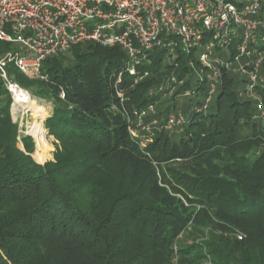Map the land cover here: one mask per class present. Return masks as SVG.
Listing matches in <instances>:
<instances>
[{
  "label": "trees",
  "instance_id": "obj_1",
  "mask_svg": "<svg viewBox=\"0 0 264 264\" xmlns=\"http://www.w3.org/2000/svg\"><path fill=\"white\" fill-rule=\"evenodd\" d=\"M14 51L0 41V57ZM67 53L42 63L44 81L7 67L11 82L53 106L54 159L44 165L0 78V264H264V118L258 101L240 97L247 81L226 75L204 114L210 82L194 81L181 51L174 64L153 52L142 81L121 48ZM171 75L186 81L165 100ZM256 91L264 106V81ZM200 93L194 111L179 106ZM150 105L160 125L133 138ZM178 111L184 125L165 129Z\"/></svg>",
  "mask_w": 264,
  "mask_h": 264
},
{
  "label": "built area",
  "instance_id": "obj_2",
  "mask_svg": "<svg viewBox=\"0 0 264 264\" xmlns=\"http://www.w3.org/2000/svg\"><path fill=\"white\" fill-rule=\"evenodd\" d=\"M0 41L17 47L0 57V78L11 94L20 87L8 77L10 64L31 80L44 81L42 63L78 45L121 48L127 73L136 81L149 77L139 68L152 64L153 52H165V62L174 64L181 51L191 56L189 67L196 76L207 75L210 82L209 97L199 113L208 112L219 82L234 75L247 81L240 97H257L264 118L256 91L264 81V0H0ZM205 45L206 52L196 60L193 53ZM166 81L160 92L170 85L174 91L186 80L171 75ZM156 115L153 105L137 113L129 127L131 136L151 134L160 125ZM150 116L152 125L146 121ZM184 123L185 115L178 111L169 115L165 129Z\"/></svg>",
  "mask_w": 264,
  "mask_h": 264
},
{
  "label": "rangeland",
  "instance_id": "obj_3",
  "mask_svg": "<svg viewBox=\"0 0 264 264\" xmlns=\"http://www.w3.org/2000/svg\"><path fill=\"white\" fill-rule=\"evenodd\" d=\"M206 52V45L204 47H201L197 50H195V52L193 53V57L198 60L199 57L201 56L202 53ZM66 54V53H65ZM67 58L68 59H71V56L67 53ZM233 77H235L233 75ZM203 79L204 81H208L207 80V75H204L203 77H197L196 80L194 81H200V79ZM201 79V81H202ZM238 80L241 81L240 78L237 77ZM209 85V82L206 83V86ZM176 88V89H175ZM174 91H173V86H168L165 88V94H164V99H171L178 91L181 87H175ZM12 95V106H11V112H12V116H13V120L15 122H17L20 126V129H21V132L24 134V135H28V136H31L35 143H36V151L33 155L34 159L44 165L46 164L47 162L49 161H52L54 159V152H55V143H56V140L54 137L50 136L48 134V131L46 130L45 128V121L51 116V113H52V109H53V106L51 103L49 102H46V101H43V100H39V99H36L37 103H38V106L37 108L30 112V111H27V109H25V107L22 105V104H18L15 102V99H14V95ZM259 97V96H258ZM34 98V97H33ZM35 99V98H34ZM203 97L201 96V93L199 94L198 97H194V98H186V99H181L180 100V103H179V106H184V105H188V107L194 111L195 107H196V101H200L202 100L203 101ZM246 99H249V98H246ZM249 100H253V101H256L257 102V97L255 98H250ZM155 118V117H154ZM153 116L149 117V121H148V124H151L152 125V121L154 120ZM36 123H39L41 125H43V128L46 132L45 134V140H46V143L45 142H38L36 137L34 135H32L30 132H31V129L32 127L36 124ZM50 147L48 153H47V156L45 154L44 151H42L41 149L44 148V147ZM39 154H43L45 156V161L44 162H40L37 160V156Z\"/></svg>",
  "mask_w": 264,
  "mask_h": 264
},
{
  "label": "bare ground",
  "instance_id": "obj_4",
  "mask_svg": "<svg viewBox=\"0 0 264 264\" xmlns=\"http://www.w3.org/2000/svg\"><path fill=\"white\" fill-rule=\"evenodd\" d=\"M13 95H14L15 102L18 104H22L25 107V109H27V111L32 112L38 106L36 99H34L28 92H26L22 89H20V90L18 89V90L13 91ZM30 133L36 137L38 142H45L46 143V140H45L46 132L43 128V125L36 123L32 127ZM45 159L46 158L43 154H39L37 156V160L40 162H44Z\"/></svg>",
  "mask_w": 264,
  "mask_h": 264
}]
</instances>
